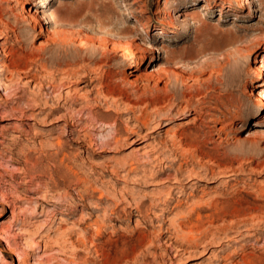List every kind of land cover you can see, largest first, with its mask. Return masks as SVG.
<instances>
[{
	"label": "rangeland",
	"instance_id": "374dc122",
	"mask_svg": "<svg viewBox=\"0 0 264 264\" xmlns=\"http://www.w3.org/2000/svg\"><path fill=\"white\" fill-rule=\"evenodd\" d=\"M19 1L0 0V62L13 65L0 91V264H264V0H31L46 18L32 23ZM59 77L57 104L47 85ZM69 99L73 126L59 108ZM202 100L225 131L211 116L160 122ZM145 111L152 133L130 143ZM89 112L106 116L91 128ZM116 124L128 139L103 146ZM152 157L160 164L145 166Z\"/></svg>",
	"mask_w": 264,
	"mask_h": 264
},
{
	"label": "bare ground",
	"instance_id": "6f19581e",
	"mask_svg": "<svg viewBox=\"0 0 264 264\" xmlns=\"http://www.w3.org/2000/svg\"><path fill=\"white\" fill-rule=\"evenodd\" d=\"M21 1V2H20ZM19 2L21 3V4H23V6H24V9H25V11L28 13V16H27V20L29 21V22H33L32 21V17H35V19H37L38 18V16H39V12H37V10L36 9H34L35 7H36V2L35 1H31V0H20ZM194 1V0H193ZM245 5V4H244ZM165 11H166V9L163 7H160V8H158V11H157V14L158 15H162V14H164L165 13ZM39 17H41V19L43 20V21H46V18L44 17V13H41V15L39 16ZM34 26H33V29L35 30L36 29V24H33ZM161 26H167V27H171V24H170V22L168 21H166L165 20V22H163V23H161L160 24ZM12 31V30H11ZM45 34V35H47V36H49V32H48V29L46 28V27H42V29H40L39 30V32H38V34L39 35H41V34ZM15 37H16V39L18 40L20 37L19 36H17V34H15ZM9 37H7L6 35L4 36L3 35V37L1 36L0 37V45L1 44H3L1 41H4V40H7ZM135 39H137V38H135ZM137 41L138 42H140L141 43V40H138L137 39ZM45 43H49V39H47L46 40V42ZM106 48V47H105ZM0 56H1V58H0V61H4L3 59H6L7 57H8V54H7V52L4 50V49H1L0 48ZM145 57H146V52H145V49H143V51H142V56H141V61H143L144 59H145ZM264 57V56H263ZM12 66L13 65H11V64H4L3 62H0V91H5V82L3 81L4 80V78L2 77L3 75H4V73H11V69H12ZM255 72L257 73V80L259 81V80H262V79H264V61L262 60L261 62H260V64L259 65H257V66H255ZM67 75V74H66ZM86 76H84L83 78H88V75L87 74H85ZM67 77H69V76H67ZM24 78L27 80V83L28 84H33V83H35V77H34V73L33 74H31V73H27L25 76H24ZM48 79H50L49 77H48ZM90 80H91V77H90ZM210 81V80H209ZM49 82V81H48ZM206 82V81H205ZM135 83H136V80H135ZM64 78H60L59 77V79L58 80H51L50 82H49V85H47V89L50 91L49 92V94L48 95H52V99L54 100L55 99V95H57V91L59 90V89H61L63 86H64ZM132 85V84H131ZM154 87V86H153ZM163 87V86H162ZM174 87V86H173ZM101 88H103V87H101ZM45 89H46V87H45ZM152 91V90H151ZM158 92H161V96H162V92L164 93V96H170V97H172V99L174 98V99H176V96H175V94L174 93H171V92H169L168 91V89H167V87L165 86V87H163V88H158V90H157ZM263 92V90H261L260 91V93H262ZM61 93V92H60ZM67 93H70V92H66V95H67ZM105 93V90L103 91V89L102 90H100V92H99V96H100V94H103V95H105L104 94ZM145 93V92H144ZM184 93V92H183ZM146 94V93H145ZM157 94V93H156ZM160 94V93H159ZM153 95V94H152ZM158 95V94H157ZM261 95V94H260ZM147 96V95H146ZM37 97V96H36ZM59 97V96H58ZM103 97V96H102ZM106 97V96H105ZM104 97V98H105ZM159 97V96H158ZM210 97V96H209ZM155 98V97H154ZM153 98V100H151L150 102H149V104L150 105H152V104H155L156 103V101H157V99L155 98L154 99ZM57 100V104H58V102H59V99L57 98L56 99ZM56 100H54V101H56ZM178 100V99H177ZM186 100H188V99H186ZM42 100L41 99H35V100H31L30 101V104L29 105H31V106H33V107H35V106H37V105H47V103L46 102H41ZM69 101L70 102H65L62 106L60 105L59 106V108L60 109H62V110H64V115H63V117L65 118H67L66 120H68V121H72V123H70L69 122V124L71 125L72 124V126L73 125H75V121H73L74 120V115L72 114V113H70V112H68L70 109H71V107L72 106H75V105H77V102L74 100V99H69ZM173 101V100H172ZM106 103V102H105ZM211 103V102H210ZM210 103H208V104H210ZM218 103V102H217ZM216 103V104H217ZM56 104V105H57ZM187 104V103H186ZM207 102L206 101H204V100H202L201 102H198V104L196 105V106H192V105H190V104H187L186 106H184V107H181V102H177L174 106H172L169 110H168V112L166 113V114H162L161 115V119H160V122H170V121H173V120H184L185 119V117H188V116H191V115H193L194 116V120L195 121H197V120H200V118H203L204 117V119H206V117L205 116H211V119H209V120H207L206 121V123L207 124H213V128L215 129L216 128V122L217 123H219L220 125L222 124V120L218 117V119L217 118H214L213 117V115H212V113H208L204 108L205 107H207ZM213 104V103H212ZM215 104V105H216ZM214 105V104H213ZM217 106V105H216ZM209 107V106H208ZM211 107H212V105H211ZM218 107V106H217ZM258 107L260 108V110L261 109H263L264 108V100H262V98L259 100V104H258ZM53 109H55V111H56V108L54 107ZM215 110H216V107H215ZM76 111V110H75ZM77 112V111H76ZM99 112V111H98ZM75 113V112H74ZM78 113V112H77ZM84 113V112H83ZM90 113V112H89ZM62 114V113H61ZM82 114V113H81ZM88 114V113H87ZM77 115V114H76ZM89 115H91L90 117H95V118H91L92 120H90L91 121V123H89V124H91V128L92 127H95V124L96 123H98V121H100L99 119H101V118H104L105 116L104 115H102V114H98V113H93V112H91ZM215 115V114H214ZM224 115V114H223ZM108 116V115H107ZM111 116V115H110ZM86 117V116H85ZM88 117V116H87ZM86 117V118H87ZM109 117V116H108ZM148 117V113L145 111V112H143L142 113V115H141V118H137L136 119V122L138 123V126L137 127H134V128H131V133H133V134H135V135H137V139H131L130 141V143H137L139 140H144V138H148V136L152 133L149 129H147L146 131V133H143V129L146 127V118ZM216 117V116H215ZM76 118V117H75ZM85 119V118H84ZM60 120V119H59ZM65 120V119H64ZM77 120H79V118L77 119ZM88 121H89V119H87ZM103 119H101V121H102ZM202 120V119H201ZM204 121V123H205V120H203ZM194 122V121H193ZM77 124V123H76ZM78 124H79V122H78ZM166 124V123H165ZM160 125H161V123H159V124H156V126L153 128L154 130L153 131H155V129H158V127H160ZM84 126V125H83ZM85 126H87V125H85ZM204 126H206V128H211V127H209V125H204ZM211 126V125H210ZM97 127H98V125H97ZM108 127V126H107ZM115 128H114V132H113V136L112 137H110L109 139H107V140H105L103 143H102V141H101V143L103 144V146H111V145H113V146H116V147H120V146H122V145H124V143L126 142V140L128 139V136L126 135L127 134V130L128 129H121L120 128V126L118 125V124H116L115 126H114ZM238 128V126L236 127V129ZM82 129V128H81ZM81 129L80 130H75V131H77V134L75 133V131L74 130H70L69 131V136H72V140H74L75 142H79V144H82V145H86V146H88V147H92L94 144H93V141H92V139H91V137L89 136V135H87V134H82L81 135ZM94 129V128H93ZM130 129V128H129ZM224 128L222 127V126H220V127H218V128H216V130H218L219 131V133L221 132V131H225V130H223ZM83 130V129H82ZM211 130V129H210ZM213 130V129H212ZM215 130V131H216ZM112 132V131H111ZM211 132V131H210ZM206 133V132H205ZM216 133H217V131H216ZM224 133V132H223ZM195 134V133H194ZM183 135H184V133L182 132V133H174L173 135H172V137H171V142H179V145H180V143H181V141H182V139H183ZM198 135H199V133H198ZM206 135V134H205ZM215 135H217V134H215ZM199 136H197V133H196V135L194 136V140L192 139V140H190L191 141V144L192 143H197V145H196V148H198V144L200 145V143H198V138ZM205 137V136H204ZM203 137V138H204ZM208 137V136H207ZM186 138V137H185ZM205 139H207V138H205ZM209 139V138H208ZM185 140V139H184ZM249 140V139H248ZM201 141V140H200ZM209 141V140H208ZM222 141V140H221ZM218 142H220V141H218ZM216 143V142H215ZM51 144V143H50ZM190 144V145H191ZM188 145H189V143H188ZM194 145V144H193ZM63 146L64 145H62V143L61 142H59V141H57V143L54 145V147L56 148V149H58V150H62L63 149ZM218 146V145H217ZM155 148V147H154ZM153 148V151L152 152H155V150L156 149H154ZM218 148V147H217ZM253 148H254V146H253ZM66 148L64 147V150H65ZM264 149V148H263ZM264 151V150H263ZM200 152V151H199ZM258 152V151H257ZM63 154V153H62ZM61 154V155H62ZM154 154V153H153ZM157 154V153H156ZM56 155V154H55ZM55 155H53V156H55ZM148 156V155H147ZM150 156V155H149ZM148 156V157H149ZM133 157V156H132ZM53 158V157H52ZM153 158V157H152ZM254 158V157H253ZM151 159V158H150ZM140 160V159H139ZM139 160L137 159V158H133L132 160H130L129 162H130V166L131 167H133V165L135 164V163H138L139 162ZM162 159H160L159 157H154L152 160H150V161H145L144 162V164H145V166H147V165H149V167L150 166H152V168L153 167H156V166H158L159 164H160V161H161ZM136 166V165H135ZM134 166V167H135ZM59 168V167H58ZM146 168V167H145ZM151 168V167H150ZM135 168H132V171L134 170ZM165 171H166V169L165 168H159V170H158V172L156 173V175L158 174V175H160L161 173H165ZM147 172V171H146ZM150 172H152V171H150ZM199 175L196 177V179H198L199 180ZM77 178V177H76ZM153 178V177H152ZM70 179V178H69ZM178 179V178H177ZM168 182V181H167ZM170 182V181H169ZM175 182V181H174ZM178 182H179V184L180 185H182V183H183V185H184V183H185V181L183 182L182 180H178ZM153 183H158V181H153ZM160 183V182H159ZM176 183V182H175ZM55 184V183H54ZM156 185H159V184H156ZM163 185H164V183H160V186L159 187H163ZM91 188V187H90ZM93 190V189H92ZM153 194V193H152ZM147 201H150L151 203H150V206H149V208L150 207H152L153 206V204L152 203H154V198H145V200H142L141 202L142 203H138V204H136L135 206H136V211L140 214L141 213V207H142V205H145L146 204V202ZM148 208V209H149ZM236 209H238V208H236ZM245 209L243 208V211H244ZM113 213V212H112ZM148 213V212H147ZM240 213V212H239ZM141 216V215H140ZM52 217V216H51ZM5 222L4 221H1L0 222V225H3ZM94 225V224H93ZM90 226V225H89ZM95 228V227H94ZM102 228V227H101ZM19 229V228H18ZM97 232V231H96ZM100 232V231H99ZM2 237V236H1ZM60 237V236H59ZM61 238H63V237H61ZM66 239V238H65ZM3 242H5V245H6V250H7V252L10 254V255H13L14 254V252H15V250H14V248H12L11 247V245H9V242H8V240H5V239H1ZM68 240V239H67ZM55 241V240H54ZM65 241V240H64ZM27 242V241H26ZM68 242V241H67ZM70 242V241H69ZM29 243H30V241H29ZM56 243V242H55ZM11 244V243H10ZM65 244V243H64ZM70 244V243H69ZM72 244L73 243H71V246H72ZM66 245V244H65ZM63 246V245H62ZM70 246V245H69ZM70 246V247H71ZM74 246V245H73ZM68 247V246H67ZM64 248H65V246H64ZM63 249V248H62ZM71 249V248H70ZM96 250V249H95ZM5 260V257H4V255L2 254V252H0V261H4ZM246 264V263H245Z\"/></svg>",
	"mask_w": 264,
	"mask_h": 264
}]
</instances>
